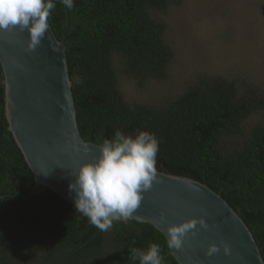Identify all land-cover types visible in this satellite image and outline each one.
Masks as SVG:
<instances>
[{
	"label": "trees",
	"instance_id": "obj_1",
	"mask_svg": "<svg viewBox=\"0 0 264 264\" xmlns=\"http://www.w3.org/2000/svg\"><path fill=\"white\" fill-rule=\"evenodd\" d=\"M181 2L74 0L70 10L56 4L48 23L57 40L64 36L79 132L98 146L117 130L154 133L157 171L219 194L251 232L264 262V87L201 75L152 106L125 101L119 89V75L137 88L167 79L173 52L161 16ZM33 188L7 130L0 66V264H133V241L141 249L158 244L164 264H177L149 224L114 221L103 232L46 188Z\"/></svg>",
	"mask_w": 264,
	"mask_h": 264
},
{
	"label": "water",
	"instance_id": "obj_2",
	"mask_svg": "<svg viewBox=\"0 0 264 264\" xmlns=\"http://www.w3.org/2000/svg\"><path fill=\"white\" fill-rule=\"evenodd\" d=\"M28 40L26 30H0L7 130L33 175V190L42 186L75 209L69 181L100 149L79 132L64 36L57 40L49 25L36 49H28ZM157 172L159 182L144 193L128 220L149 224L165 240L171 224L203 216L209 225L204 229L197 224L196 237H189L179 250L169 249L177 264H264L251 232L219 194L192 179ZM222 241L230 254L224 253ZM212 242L220 250L208 256Z\"/></svg>",
	"mask_w": 264,
	"mask_h": 264
},
{
	"label": "clouds",
	"instance_id": "obj_3",
	"mask_svg": "<svg viewBox=\"0 0 264 264\" xmlns=\"http://www.w3.org/2000/svg\"><path fill=\"white\" fill-rule=\"evenodd\" d=\"M72 9L74 0H0V30H25L29 34L27 47L34 50L41 44L49 27L48 18L56 4ZM99 156L79 165L68 189L74 194L76 212L88 218L89 223L103 232L112 229L114 221L133 217L144 193L159 182L156 168L159 140L152 132L139 130L135 134L117 130L113 137L99 144ZM47 175V174H45ZM164 221V214L161 213ZM197 224L209 227L203 216L171 224L167 227L166 244L170 250H179L189 237L198 234ZM129 246L133 264H164L161 248L151 243L146 249ZM224 253L229 245L221 242ZM220 245L212 242L206 255L219 252Z\"/></svg>",
	"mask_w": 264,
	"mask_h": 264
},
{
	"label": "rangeland",
	"instance_id": "obj_4",
	"mask_svg": "<svg viewBox=\"0 0 264 264\" xmlns=\"http://www.w3.org/2000/svg\"><path fill=\"white\" fill-rule=\"evenodd\" d=\"M161 20L166 25L164 41L173 52L167 79L149 80L137 88L119 75L125 101L158 105L201 75L242 78L264 87V0H182Z\"/></svg>",
	"mask_w": 264,
	"mask_h": 264
}]
</instances>
